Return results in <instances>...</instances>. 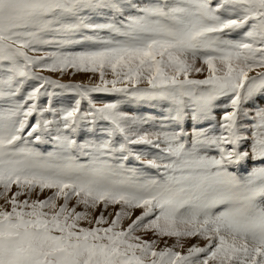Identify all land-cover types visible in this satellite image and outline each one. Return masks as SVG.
Masks as SVG:
<instances>
[{
	"label": "snow or ice",
	"instance_id": "snow-or-ice-1",
	"mask_svg": "<svg viewBox=\"0 0 264 264\" xmlns=\"http://www.w3.org/2000/svg\"><path fill=\"white\" fill-rule=\"evenodd\" d=\"M0 264H264V0H0Z\"/></svg>",
	"mask_w": 264,
	"mask_h": 264
},
{
	"label": "rangeland",
	"instance_id": "rangeland-1",
	"mask_svg": "<svg viewBox=\"0 0 264 264\" xmlns=\"http://www.w3.org/2000/svg\"><path fill=\"white\" fill-rule=\"evenodd\" d=\"M74 50H80L78 47ZM206 67V66H205ZM43 75H49L54 79H60L62 83H82L88 86H92L95 83L99 82V74H92V73H75L74 75H64L63 77H61L58 73H48V72H43L41 73ZM206 71L204 74H192L193 78H204V76L206 75ZM253 73H250V75H252ZM107 78L111 79V74L110 72L107 74ZM120 85H118L119 87ZM58 92L60 90H57ZM93 97L97 100V101H114L117 99H122V94H118V93H113V94H105V93H92ZM72 94L70 93H63L62 95L58 96L57 98V104L63 102V103H67L71 100ZM86 107V105H85ZM122 110L129 112L130 114H134V115H138V116H151L155 119H159L161 114L164 112V107H166V105L164 107H153L149 104H137L135 102L133 103H129L126 100H123L122 104H121ZM103 122H101L102 124ZM158 126V125H157ZM85 137L83 135H81L79 137V139L82 141ZM96 139L100 138V134L99 132H97L96 137H94ZM35 147H37L41 152L47 153L50 151L54 150V146L51 143H45V144H38V145H34ZM80 162L81 163H85L86 162V158L81 157L80 158ZM127 164L128 167L130 168H141L142 167V163L135 161V160H129L127 162H125ZM149 172H152L153 170H147ZM14 190V189H13ZM50 190H45V194H47ZM43 198V197H41ZM21 199H23V197H21ZM72 201H70V205H71ZM78 210H83V207L81 206L80 208H78ZM138 214V212H137ZM81 226L84 227H90L91 225L87 224L86 222H81ZM168 239L169 244L172 243V239L171 238H165ZM192 242H195V238L192 239ZM161 247L163 246V244L161 243L160 245Z\"/></svg>",
	"mask_w": 264,
	"mask_h": 264
}]
</instances>
